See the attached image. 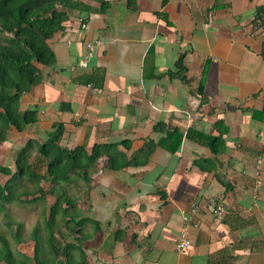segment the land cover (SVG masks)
Masks as SVG:
<instances>
[{
  "label": "crops",
  "instance_id": "obj_1",
  "mask_svg": "<svg viewBox=\"0 0 264 264\" xmlns=\"http://www.w3.org/2000/svg\"><path fill=\"white\" fill-rule=\"evenodd\" d=\"M75 3L51 42L55 64L22 98L38 121L11 129L16 150L0 162L13 169L26 141L44 143L55 124L63 148L113 145L81 180L87 264H264V0ZM89 41L100 44L84 67Z\"/></svg>",
  "mask_w": 264,
  "mask_h": 264
},
{
  "label": "trees",
  "instance_id": "obj_2",
  "mask_svg": "<svg viewBox=\"0 0 264 264\" xmlns=\"http://www.w3.org/2000/svg\"><path fill=\"white\" fill-rule=\"evenodd\" d=\"M135 2L128 0V5ZM80 7L75 0H0V144L8 141L12 128L21 133L38 121L37 107L21 110L22 98L55 64L51 42L67 27L70 11ZM263 20L260 8L255 27ZM63 133V124H55L44 143L27 140L13 169L0 162V229L7 231H0V264L88 263L81 248L87 223L79 203L81 180L91 181L99 159L113 145L95 144L90 152L85 145L63 148ZM151 152L149 148L143 155L148 158ZM121 155L114 153V165ZM15 204L40 207L28 236L24 223L8 212ZM23 245L32 246L31 254L22 250Z\"/></svg>",
  "mask_w": 264,
  "mask_h": 264
},
{
  "label": "built area",
  "instance_id": "obj_3",
  "mask_svg": "<svg viewBox=\"0 0 264 264\" xmlns=\"http://www.w3.org/2000/svg\"><path fill=\"white\" fill-rule=\"evenodd\" d=\"M80 25L82 29H86L87 23L85 18H79ZM100 44L99 41H89L86 43V53L83 59V66H87L88 62L94 57L96 52V47ZM206 208L209 212L213 214L216 219H222L225 214V206L223 202L218 197H210L206 201ZM199 211L198 205L193 204L188 212L183 214V228L180 232L179 240L176 247L179 251L185 250L189 246L188 242V227L192 222L193 215Z\"/></svg>",
  "mask_w": 264,
  "mask_h": 264
},
{
  "label": "rangeland",
  "instance_id": "obj_4",
  "mask_svg": "<svg viewBox=\"0 0 264 264\" xmlns=\"http://www.w3.org/2000/svg\"><path fill=\"white\" fill-rule=\"evenodd\" d=\"M16 135H12L9 134V137L11 140L14 139ZM15 140V139H14ZM21 143V140H20ZM19 143V144H20ZM18 147V146H17ZM16 150L15 146L12 144H4V145H0V158L2 161H7L8 159V155L14 151L13 149ZM12 150V151H11ZM39 209L38 208H27V207H21L18 204L12 205L8 208V212L10 213V215L12 216L13 219L23 222L24 223V235L28 236L29 232L31 231V229L33 228V225L38 222L39 218ZM1 233L7 232L6 229L2 226L0 229ZM23 248V250L25 251V253L31 254V246L29 245H23L21 246ZM20 247V248H21Z\"/></svg>",
  "mask_w": 264,
  "mask_h": 264
}]
</instances>
